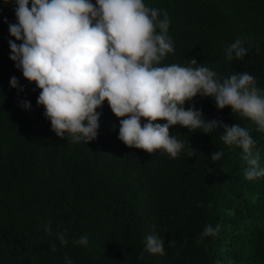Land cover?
Listing matches in <instances>:
<instances>
[{
    "label": "trees",
    "instance_id": "1",
    "mask_svg": "<svg viewBox=\"0 0 264 264\" xmlns=\"http://www.w3.org/2000/svg\"><path fill=\"white\" fill-rule=\"evenodd\" d=\"M144 2L169 16L174 53L162 65L186 66L195 57L221 78L246 71L264 94V0ZM16 6L0 0V264H66L65 256L73 264H264V177H244L242 149L224 144L220 128L206 134L180 126L170 129L185 144L175 159L130 148L107 101L95 140L58 137L37 104L40 89L10 59ZM236 38H247L243 60L226 58ZM12 76L24 91L10 86ZM193 103L206 119L250 130L264 167V132L254 122L218 109L212 97L197 95L184 107ZM217 150L224 155L214 163ZM209 224L219 233L197 243ZM58 231H66V246ZM153 232L164 239L163 255L145 251ZM81 236L87 246L73 244Z\"/></svg>",
    "mask_w": 264,
    "mask_h": 264
},
{
    "label": "clouds",
    "instance_id": "2",
    "mask_svg": "<svg viewBox=\"0 0 264 264\" xmlns=\"http://www.w3.org/2000/svg\"><path fill=\"white\" fill-rule=\"evenodd\" d=\"M9 2L17 5V22L9 23L10 35L15 37L9 40L10 59L40 89L37 104L44 107L58 137L86 144L95 140L102 116L98 109L107 101L120 118L118 138L130 148L163 151L175 159L185 144L172 134V126L206 134L220 128L224 144L242 149L244 177L249 181L264 177L250 130L239 123L206 119L194 103L184 107L197 95L212 97L218 109L231 107L233 114L248 118L264 132V94L255 77L244 71L221 78L195 57L186 66L162 65L174 53L166 10L149 7L144 0H4ZM246 39L231 42L225 48L226 58L243 60L249 52ZM10 86L24 91L16 76ZM20 106L30 109L31 102L22 100ZM223 155V150H217L211 160L219 162ZM46 231L51 234L50 223ZM219 231V225H206L197 243ZM56 237L61 245L69 243L66 231H58ZM72 242L87 246L89 241L81 236ZM51 250L56 251L54 244ZM145 251L165 254L164 239L155 232L147 235ZM143 258L141 253L139 259ZM65 262L73 264L67 256Z\"/></svg>",
    "mask_w": 264,
    "mask_h": 264
}]
</instances>
